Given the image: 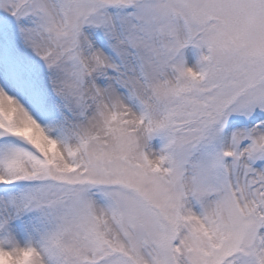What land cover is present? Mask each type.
Wrapping results in <instances>:
<instances>
[{"label": "snow or ice", "instance_id": "snow-or-ice-1", "mask_svg": "<svg viewBox=\"0 0 264 264\" xmlns=\"http://www.w3.org/2000/svg\"><path fill=\"white\" fill-rule=\"evenodd\" d=\"M0 264H264V0H0Z\"/></svg>", "mask_w": 264, "mask_h": 264}]
</instances>
